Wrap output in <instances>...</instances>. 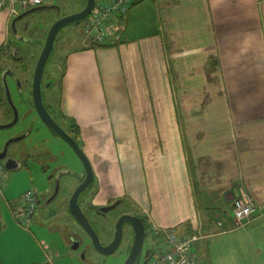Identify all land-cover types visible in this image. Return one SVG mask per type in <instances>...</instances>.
I'll return each mask as SVG.
<instances>
[{"label": "crops", "instance_id": "crops-1", "mask_svg": "<svg viewBox=\"0 0 264 264\" xmlns=\"http://www.w3.org/2000/svg\"><path fill=\"white\" fill-rule=\"evenodd\" d=\"M14 18L0 11V49ZM107 26L104 43L85 28L60 75L57 113L98 179L82 207L129 198L158 248L154 226L177 227L200 235L196 264H264V0H139ZM14 174L0 181V264H61L32 231L38 209L17 221ZM241 187L256 210L239 223Z\"/></svg>", "mask_w": 264, "mask_h": 264}, {"label": "rangeland", "instance_id": "rangeland-1", "mask_svg": "<svg viewBox=\"0 0 264 264\" xmlns=\"http://www.w3.org/2000/svg\"><path fill=\"white\" fill-rule=\"evenodd\" d=\"M86 1L54 0L53 3H49L51 7L37 9L17 20L15 24L17 31H14L13 27H11L10 39L12 47H19L24 55L30 81L33 80L38 59L55 20L78 12L86 4ZM0 11L4 14L8 13L7 10ZM84 20L68 23L60 29L54 42V48L45 66L43 79L44 81L49 80V84L47 83L49 85V93L47 95L53 94L54 98L52 100L55 105H58L61 93L60 75L65 57L82 42L85 31ZM109 35L108 31L106 40L110 38ZM101 43H104V41ZM7 63L11 64L4 57L1 64ZM12 66L23 75V68L20 65L19 67L15 64ZM52 81H54L53 84H51ZM8 83L13 103L19 112V119L10 127L0 128V149L4 148L12 140L8 145V156L0 161L5 165L7 158L12 157L15 160L27 162V166H24L20 171L5 167V172L7 174L15 172L11 181V188L16 191L15 193L25 188L26 190L32 188L39 195V216H37L39 218L35 220L38 224L37 227H32V231L35 232L38 239L49 241L54 250L61 251L62 256L60 257L64 260L61 264H124L131 251L135 236L134 228L129 222L125 223L123 238L116 252L112 254L99 252L94 248L92 241L84 234L86 241H83L82 246L74 249L78 255L76 256V261L73 257H69L66 248L63 247V235L70 231L77 233L79 230L78 222L69 211V201L79 184L80 175L84 173L82 169L84 167L83 162L74 148L63 138H60L52 130L44 126L40 119L32 126V120L34 121L33 114L36 111L33 112L32 108L28 111V105L23 100V95L20 94L18 78L10 76ZM27 87L29 90L31 89L30 83H27ZM9 121V118L0 116V124ZM39 123L43 126L39 125ZM38 127L42 128V130L40 129L41 133H39ZM16 137H20V139H15ZM34 141H40L42 146L33 143ZM31 150L40 153L47 151V154H45L46 159L38 161L33 157L30 158L28 154ZM124 162L122 160L123 169L125 168ZM29 172L32 173L33 178H31ZM31 183L32 185H29ZM0 186H3V182ZM84 197L85 194L80 196V202ZM129 201V198H124L118 205L108 209L106 214L93 213L96 210L87 209V214L93 221L94 227L103 243H110L115 237L116 223L121 213L132 210L133 207L129 204ZM162 245V240L152 237L149 230L141 256L138 258V264L144 263L149 249L154 250ZM71 248L70 246V250ZM58 261L59 258L56 259L55 263L59 264Z\"/></svg>", "mask_w": 264, "mask_h": 264}, {"label": "water", "instance_id": "water-1", "mask_svg": "<svg viewBox=\"0 0 264 264\" xmlns=\"http://www.w3.org/2000/svg\"><path fill=\"white\" fill-rule=\"evenodd\" d=\"M94 3H95V0H87V4L83 9H81L78 12L66 15V16L58 19L51 26L47 40H46V43H45L44 48L40 54V57H39V60H38V63H37L36 69H35V73H34V90H33V93H34L33 98L34 99H33V101H34L37 113L40 116L41 120L48 127H50L56 134H58L60 137H62L65 141H67L74 148V150L76 151L78 156L81 158L83 165L86 169V175H84V173L80 175L81 181L78 184V186L76 187V189L74 190V192L70 198V201H69L70 212L75 217L78 224L82 227V230L86 234V237H88L92 241L94 248L96 250H98L99 252H102L105 254H112L118 250V248L121 244V241L123 238V233H124V223L125 222L131 223L133 228H134V234H135L134 242H133L131 251H130V253H129L124 264H138V258L141 256L142 248L144 246L146 233H147V226H146L145 220L141 216L136 215V214H131V213L122 214L116 223V232H115L114 239L108 244H104L102 242L98 231L96 230V228L92 224L90 218L86 214V210L82 207L81 202H80V196L83 194L84 190L91 184L92 180L94 179V169H93L92 163L90 162V159L88 158L87 153L84 151L83 148L80 147V145L76 141V139L74 137H72L71 134L69 132H67L57 122V120L54 118V116H52L49 113V111L47 110V108L44 104V101H43L42 95H41V82H42V78H43L44 69H45L46 63L49 59V56H50V54L54 48V42H55V39L57 38L58 32L66 24L72 23L74 21H81L84 18H86L90 14ZM48 6L49 5H38V6H34V7H31L29 9L23 11L22 13L17 15L12 20L11 27H13L14 31H17V29L15 27L17 20L23 18L28 13H31L37 9L45 8ZM49 7H51V6H49ZM6 73H7V70H4L2 73L3 80H4V83L6 85L10 101L13 104L11 97H10V93H9L7 83L5 81ZM17 120H18V111L16 110L15 119L9 124H6V125L0 124V128L12 126L14 123L17 122ZM17 139H20V137H18ZM11 141L12 140H10L6 144L3 151H0V160L7 157L8 145ZM19 164L20 163L17 160H15L14 158L8 157L6 162H5V167L8 169H12V168L16 169L20 166ZM74 174H77V173H74ZM102 210L105 212L108 210V208L103 207ZM72 239L74 240L73 244L71 245V247L73 249L79 248L81 246V242L83 240L86 241L85 236H81L80 239H75V238H72ZM149 250H148L146 256L149 254Z\"/></svg>", "mask_w": 264, "mask_h": 264}, {"label": "built area", "instance_id": "built-area-1", "mask_svg": "<svg viewBox=\"0 0 264 264\" xmlns=\"http://www.w3.org/2000/svg\"><path fill=\"white\" fill-rule=\"evenodd\" d=\"M51 0H0V10H7L10 16H17L23 11ZM138 0H99L92 10V17L86 23V35L90 42L106 41L108 36L107 21L119 12L126 18L131 6ZM6 175L5 165L0 161V181ZM39 196L30 188L24 191L14 208V215L20 225L27 227L36 215ZM232 209L235 219L242 223L249 221L256 210L252 195L241 187L233 199ZM156 234H162L165 241L163 248H157L146 256L142 264H196L197 255L193 248L200 235L196 232L179 234L177 227L159 228L154 226Z\"/></svg>", "mask_w": 264, "mask_h": 264}, {"label": "flooded vegetation", "instance_id": "flooded-vegetation-1", "mask_svg": "<svg viewBox=\"0 0 264 264\" xmlns=\"http://www.w3.org/2000/svg\"><path fill=\"white\" fill-rule=\"evenodd\" d=\"M54 0H51L49 2H44L42 3L41 5H49V3H53ZM98 0H95V3L91 9V12L90 14L84 18V23H85V27H86V23H88L90 21L89 17H92V10L94 8V6L96 5V2ZM139 1V0H138ZM137 1V2H138ZM86 4H87V1H86ZM86 4L81 8L83 9ZM134 5V4H133ZM132 5V6H133ZM131 6V7H132ZM79 9V11L81 10ZM131 9V8H130ZM64 17V16H63ZM62 18V17H61ZM60 19V18H59ZM57 20H55L56 22ZM54 24V23H53ZM7 59L8 62H10L11 64L7 63V64H1L2 62V59ZM39 60V59H38ZM38 63V62H37ZM16 65L17 67H22L23 68V75L17 71L12 65ZM47 64V63H46ZM37 66V65H36ZM4 70H7V73H6V77H5V81L7 83V86H8V89H9V93H10V88H9V83H8V80L10 78V76H13V77H16L18 78V84H19V87H20V94L23 95V100L26 102V104L28 105V111L30 110V108H32V111L35 112L33 114V117H34V121L32 120V126H34L41 118L40 116L38 115L37 113V110L35 108V104H34V101H33V97H34V93H33V90H34V77H33V80L30 81V79L28 78L29 75H28V66H27V62L25 60V57L24 55L22 54L21 50L19 47L17 46H13L12 47V44L9 43L8 45L2 47L0 49V116H3L5 118H9V122H6L4 123V125L6 124H9L11 123L14 119H15V116H16V110L17 108L15 107L14 103L12 104L11 101H10V98H9V94L7 92V88H6V85L4 83V80H3V71ZM44 72H45V69H44ZM43 77H44V73H43ZM27 83H30L31 85V89L29 90V88L27 87ZM47 83L49 84V80L47 81H44V79L42 78V82H41V95H42V99L44 101V104L47 108V110L49 111V113L54 116V118L57 120V122L67 131L71 134L72 137H74L76 139V141L79 143L80 147L84 149V147L81 145V142L80 140L77 138V136L75 134H73L63 123V121L60 119V115L59 113H57V108H56V105H54V103L52 102V98L53 97V94L51 93L50 95H47L49 93L48 89H49V85H47ZM54 81L51 82V84H53ZM10 97H11V93H10ZM11 100H12V97H11ZM13 102V100H12ZM18 111V110H17ZM18 119H19V112H18ZM18 121V120H17ZM42 123L44 124V126L48 127L43 121ZM15 124V123H14ZM13 124V125H14ZM39 125H42L39 123ZM43 126V125H42ZM10 127V126H9ZM5 128V127H4ZM50 130H52L50 127H48ZM40 129L42 130L41 127H38V131L39 133H41ZM53 131V130H52ZM54 132V131H53ZM55 133V132H54ZM56 134V133H55ZM57 136H59L58 134H56ZM60 137V136H59ZM62 138V137H60ZM41 141V140H40ZM40 141H34L33 143L35 144H38L40 145ZM42 146V145H40ZM9 147V146H8ZM5 148V147H4ZM0 149V151H3V149ZM33 148V147H31ZM85 151V149H84ZM86 152V151H85ZM47 154V151L45 152H33V150H31V152H29L28 156L31 158L33 157L34 159L38 160V161H44L46 159V155ZM7 156H8V151H7ZM88 156V155H87ZM88 158L90 159V162L92 163V166H93V169H94V179L92 180L91 184L84 190L83 194H85V196H88L90 195V193L93 191V188L96 186V184H98V179H97V176H96V171H95V167L93 165V162L91 160V158L88 156ZM84 166V165H83ZM84 170V175H86V169L85 167L82 168ZM85 177V176H84ZM81 181V180H80ZM80 183V182H79ZM123 199H118V200H113L111 201L110 203H107L105 205H101L99 207H93V206H84L85 207V210H86V214L88 213L87 212V209H91V210H96L94 211L93 213L97 212V213H102V214H106L107 212L103 211L102 208L106 207L108 209H110L112 206H116L118 205L120 202H122ZM114 203V204H112ZM112 204V205H111ZM83 206V205H82ZM124 213H131V214H134L133 212L131 211H126V212H123L121 213L124 214ZM88 215V214H87ZM137 215V214H136ZM140 216V215H139ZM88 217L90 218V216L88 215ZM143 218V217H142ZM144 219V218H143ZM91 220V219H90ZM92 224H93V221L91 220ZM146 222V221H145ZM126 223V222H125ZM125 223H124V226H125ZM94 225V224H93ZM146 226H147V223H146ZM79 233H71L70 236H71V245L73 244L74 240L72 238H75V239H80L82 234L84 236V231L82 230V227L79 225ZM86 235V234H85ZM114 239V238H113ZM102 240V239H101ZM85 242V240H83ZM83 241L81 242V246H82V243ZM103 242V241H102ZM105 244V243H104ZM108 244V243H107Z\"/></svg>", "mask_w": 264, "mask_h": 264}, {"label": "trees", "instance_id": "trees-1", "mask_svg": "<svg viewBox=\"0 0 264 264\" xmlns=\"http://www.w3.org/2000/svg\"><path fill=\"white\" fill-rule=\"evenodd\" d=\"M135 3H136V2H135ZM135 3H134V4H135Z\"/></svg>", "mask_w": 264, "mask_h": 264}]
</instances>
